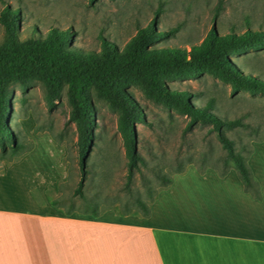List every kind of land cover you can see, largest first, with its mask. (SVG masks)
<instances>
[{"label":"rangeland","instance_id":"1","mask_svg":"<svg viewBox=\"0 0 264 264\" xmlns=\"http://www.w3.org/2000/svg\"><path fill=\"white\" fill-rule=\"evenodd\" d=\"M217 2L218 0H95L93 3L88 0H0V10L7 5L9 9L19 11L21 38L45 34L53 27L69 29L75 46L99 51L102 37L114 42L120 50L123 49L129 38L136 33L137 27L145 26L160 8L156 27L169 30L178 26V29L174 35L159 39L153 45L189 48L205 37ZM243 13L251 14L254 26L261 22L264 25V9L260 6L252 7L246 0H226L217 28L222 32L228 31L233 24L240 28ZM2 36L3 27L0 23V40ZM238 61H245L255 73L264 78V50L240 56ZM167 83L171 88L187 91L191 96L198 94L199 98L193 103L204 105L212 101L215 113L228 119L240 118L254 127L253 130L236 128L227 131L238 150L245 152L243 146L250 145L252 139L263 134L264 94H250L244 90L232 93L228 83L207 73L199 78H175ZM11 88L12 126L16 130L21 128L33 141V149L13 163L0 162V174L8 172V176L2 181L6 188L3 195L7 197L4 203L21 206V200L27 202L25 184L12 182L9 178H12V168L21 171L27 165L26 160H30L28 162L39 164L40 167L37 168L47 179L54 181L52 186L47 185L43 191L34 189L31 192L36 202L47 201L60 211L62 210L51 204V197L57 198L61 206L73 204L84 209L89 202L97 200V209L102 212L109 208L117 211L121 209L129 194L123 188L127 168L122 139L117 131L118 112L109 109L103 99L93 95V102L97 107V138L90 154V171L84 185V197L81 198L73 195L79 179V169L75 146L76 127L74 122L68 120L66 89L63 90L57 107L50 111L44 100L41 82H33L27 92H23L18 85ZM128 89L141 104L146 119L136 125L138 150L146 165L140 166L142 175L136 173L132 185L133 194L139 193L147 201L149 194L143 177L151 182L152 191L155 192L163 184L156 176L157 173L164 172L165 176L172 177L179 166L177 162H181V166H187V169L191 165L196 169L205 165H221L220 158L226 151L217 140L215 132L210 131V124L200 123L192 131L184 133L186 116L153 103L144 97L137 85H130ZM24 98L25 101H22ZM34 126L38 128V134L44 135L35 134ZM50 134L60 138L63 143L57 142ZM38 137L46 139L38 141ZM48 137H51L52 143L47 142ZM205 154L207 157L203 158ZM27 155L30 157H25ZM189 161L192 163L187 165ZM61 182L65 184L60 191ZM12 192L18 196L16 199ZM9 196L12 198H8ZM1 229L0 227V231ZM15 233L18 236L21 234L19 231ZM2 246L14 252L26 250L21 237L8 238Z\"/></svg>","mask_w":264,"mask_h":264},{"label":"trees","instance_id":"2","mask_svg":"<svg viewBox=\"0 0 264 264\" xmlns=\"http://www.w3.org/2000/svg\"><path fill=\"white\" fill-rule=\"evenodd\" d=\"M93 3L95 0H88ZM226 0H218L212 15L211 26L200 43H193L189 48L181 46H155L153 43L168 35H174L177 27L161 30L156 27L160 8L145 26H138L137 31L126 42L123 49L109 39L101 38L99 51L85 50L75 46L69 29L51 28L45 34L20 37V13L9 9L7 5L0 10V23L3 36L0 40V162L13 163L32 150L33 141L15 129L11 123L12 86L18 85L27 92L33 82L39 81L44 87V100L48 110H54L66 89L69 105L68 120L76 127V152L79 179L73 195L84 197V185L89 174V158L96 144V112L93 95L103 99L109 109L118 112L117 131L119 132L126 157V180L124 190L129 194L125 204L118 212L121 215L148 217L151 204L160 189L172 183V177L158 172L162 186L152 191L151 182L145 179V188L149 194L146 201L139 193H132L136 173H141L140 166L146 165L138 150L136 125L145 122V114L134 93L128 89L137 85L147 99L168 110H174L187 117L184 133L192 131L198 124H210V131L215 132L226 154L220 158V166L205 165L197 168H214L220 176H225L230 169H235L246 192L255 199H261L259 182L254 177L248 164L252 152L251 144L243 146L245 152L238 150L235 141L227 135L228 130L236 128L253 130L249 123L240 118L228 119L214 112L212 101L198 105V94L192 96L183 90L171 88L167 81L175 78H199L210 74L228 83L232 93L239 90L250 94H264V78L255 73L245 61H238L240 56L264 50V25L254 26L250 13H243L242 25L236 24L226 32L217 28L220 12ZM252 7L264 9V0H246ZM25 101V98L22 99ZM38 134V128H35ZM57 142L60 138L50 134ZM264 135L254 139H261ZM207 155H203L206 158ZM179 161V160H177ZM175 174L186 171L181 166ZM192 161L187 163L191 164ZM65 182L59 184V190ZM57 198L51 197V204L61 209L66 215L78 213L98 217L102 211L97 209L98 201L92 200L84 209L73 204L61 206Z\"/></svg>","mask_w":264,"mask_h":264},{"label":"crops","instance_id":"3","mask_svg":"<svg viewBox=\"0 0 264 264\" xmlns=\"http://www.w3.org/2000/svg\"><path fill=\"white\" fill-rule=\"evenodd\" d=\"M250 144L248 163L261 199L244 190L233 169L220 177L211 167L200 173L191 165L158 192L148 217L115 208L98 217L66 215L47 201L38 203L31 192L54 181L26 160L9 178L27 188L21 206L4 203L8 172L0 174V264H264V135ZM12 237H21L26 250L3 248Z\"/></svg>","mask_w":264,"mask_h":264}]
</instances>
